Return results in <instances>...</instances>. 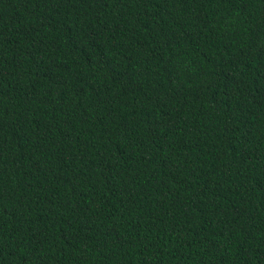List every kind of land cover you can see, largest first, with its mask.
<instances>
[{"label":"trees","instance_id":"obj_1","mask_svg":"<svg viewBox=\"0 0 264 264\" xmlns=\"http://www.w3.org/2000/svg\"><path fill=\"white\" fill-rule=\"evenodd\" d=\"M0 264H264V0H0Z\"/></svg>","mask_w":264,"mask_h":264}]
</instances>
